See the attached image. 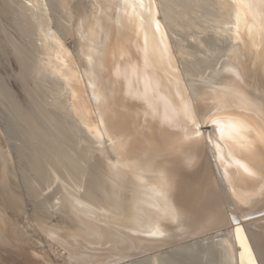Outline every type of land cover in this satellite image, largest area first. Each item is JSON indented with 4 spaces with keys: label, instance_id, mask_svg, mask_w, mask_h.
<instances>
[{
    "label": "bare ground",
    "instance_id": "bare-ground-1",
    "mask_svg": "<svg viewBox=\"0 0 264 264\" xmlns=\"http://www.w3.org/2000/svg\"><path fill=\"white\" fill-rule=\"evenodd\" d=\"M15 1L63 148L0 142V264H264V0Z\"/></svg>",
    "mask_w": 264,
    "mask_h": 264
},
{
    "label": "rangeland",
    "instance_id": "rangeland-1",
    "mask_svg": "<svg viewBox=\"0 0 264 264\" xmlns=\"http://www.w3.org/2000/svg\"><path fill=\"white\" fill-rule=\"evenodd\" d=\"M17 8H18V3H16L15 0H0V37H2V35H3L2 38L8 37V40L5 41V39H3V40H1L2 42L0 41V89H1L0 94L2 95V93H3L4 95L6 94V96L9 94L7 97H9L12 94V96H10L9 98H12L10 100L14 101L13 103L11 102V107H8V105H7L8 101L3 100V99H5L4 95H3V97L2 96L0 97V101H1L0 102V139L3 138V140L1 139L2 141L0 140V142H3L4 145L6 144L5 146H10L12 144L13 145H21L22 141H18V143H19L18 144L17 139H19V138L14 137V139H13V137H12L13 135H11V133L13 131H15L16 136H17V134H19V132L26 133L29 135L32 134L30 136V138H28L29 140L36 142V144L39 143V140H43L44 148L48 147L49 149H51V148L53 149V147H54V150H56L55 144H57V146H58L59 143L56 142L55 139H53V138H55L54 136H51L48 133L43 134L41 129L36 128V127L34 129V127L30 126V125L33 126V124L36 120L33 119V116H32L33 111L29 110V108H28L29 106H27V104H29L28 99L35 101L38 104L40 102L45 104L48 108L51 109V111L55 107V103L53 102V94H51L52 89L50 88L53 86L52 85L53 84L52 83L53 82V76L49 75L51 79L48 76L47 80H50V81H48L49 83H47V85H49V84L50 85L47 86V85H45L46 83H42L43 81L40 80L41 78L43 79V77L39 78L40 74L37 73L39 76H37V74H35L36 72L34 70L35 69L34 67H35V65H37L39 59L43 58L42 59L43 63H49V61L47 60L48 58H46L45 55H42L36 51L38 49H37L36 43H35V45H33L34 44V42H33L34 38L32 39V36H31L33 34L30 33V34H28V36L29 35L30 36L27 37V35L23 34L24 31H23L22 24L21 23L13 24V22L11 21V20H13L12 15L15 13V9H17ZM37 35H40V34L37 33ZM60 36H61V40H62L63 37L61 34H59L58 37L60 38ZM71 51L73 53L75 52V50H71ZM44 58H45V60H44ZM43 67H44V65H43ZM41 74H42L41 76H43L42 72H41ZM34 75H36V76H34ZM13 79H15V81ZM12 81H14V83ZM12 83L14 84L13 86L10 85ZM10 87L11 88L13 87V88L11 89ZM14 87L16 88V90H18V89L19 90L15 91ZM7 89H8V91H7ZM28 89H30V90H28ZM87 95H88V92H87ZM39 96H41V97H39ZM22 100H24L27 104H23L24 102ZM87 100L90 101L89 96H88ZM4 101L7 103H5ZM1 103L2 104L4 103L5 105H2ZM4 107L6 110L4 109ZM16 107L18 108L17 110L19 112L15 111ZM12 108L14 109L13 112H12ZM10 113H12V114L14 113L13 115L16 116L17 120L16 119L10 120V118H9L11 115ZM17 114H19V115L21 114L20 117H19V115L17 116ZM22 117H24V118H22ZM26 118H28L29 121ZM3 119L5 122H3ZM6 119L11 121V124H12L11 127L7 128L8 122ZM25 120H27V122H30L31 124L28 125V127L26 126V127L22 128L21 127L22 125L20 122L22 121V124H23V123H25ZM55 121L57 122V120H55ZM3 123L5 125H3ZM23 126H24V124H23ZM26 128H28V131ZM30 128H32V130ZM23 130L25 132H23ZM29 130H31V131H29ZM35 130H37V131H35ZM65 131H66V129H65ZM32 132H34V133H32ZM37 134L41 135L40 139H38V140H37V138H38ZM42 135H43L44 139L42 138ZM100 136H99L100 138H98L97 140L92 139V140H94L93 141L94 143L87 139V135L83 136V137H85L84 138L85 142L89 143L88 144V143L84 142L85 151H87L91 154L92 151L90 150V148H93L94 150L107 149L106 148V145L108 144V142H107L108 139H106L107 137L104 134H100ZM47 139L49 141V144L46 141ZM71 139L73 140V143L76 142L74 136L71 137ZM100 139H102V141ZM29 140H27V141H29ZM51 140H54V141H51ZM99 140L101 142H99ZM15 141L17 144L15 143ZM97 143H99V144H97ZM27 144L29 145V142ZM76 144H77V142H76ZM101 144H102V148H101ZM51 145H53V146H51ZM91 145L96 147V148L92 147ZM96 145H99L98 148ZM58 147H57V149L63 148L61 144H59ZM111 155H112V153H111ZM118 264H120V263H118ZM121 264H129V261L121 263Z\"/></svg>",
    "mask_w": 264,
    "mask_h": 264
}]
</instances>
